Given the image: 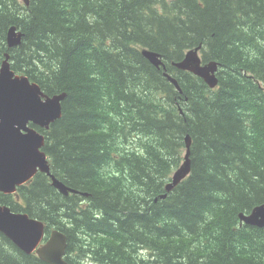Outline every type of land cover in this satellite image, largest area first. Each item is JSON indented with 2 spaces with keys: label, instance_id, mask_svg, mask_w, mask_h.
Here are the masks:
<instances>
[{
  "label": "trees",
  "instance_id": "trees-1",
  "mask_svg": "<svg viewBox=\"0 0 264 264\" xmlns=\"http://www.w3.org/2000/svg\"><path fill=\"white\" fill-rule=\"evenodd\" d=\"M196 48L219 64L215 89L173 65ZM6 53L67 93L44 150L89 197L39 175L28 206L0 204L64 232L68 264H264V228L240 220L264 204V0H0V64ZM188 135L191 173L167 193ZM0 264L48 263L0 233Z\"/></svg>",
  "mask_w": 264,
  "mask_h": 264
},
{
  "label": "water",
  "instance_id": "water-1",
  "mask_svg": "<svg viewBox=\"0 0 264 264\" xmlns=\"http://www.w3.org/2000/svg\"><path fill=\"white\" fill-rule=\"evenodd\" d=\"M24 2L29 5V0ZM22 37L23 34L17 27L10 28L9 49L19 46ZM199 50L200 48H196L189 51L185 60L174 63V66L179 70L191 71L203 78L211 88H215L219 83V64L204 63ZM145 56L156 67L162 66L159 54L145 52ZM10 58L11 55L7 53L0 67V191L13 194L18 187L25 185L40 172L46 174L51 179L52 186L63 195L67 196L70 192L79 193L68 188L52 173L49 157L44 150L46 136L29 126V123H33L49 131L63 116V103L67 93L46 94L40 85L32 82L27 75L17 74L12 68ZM163 69L166 71V67ZM169 80L181 90L175 79L169 76ZM186 142V162L175 171L172 181L166 187L167 192H172L179 186L191 171L188 159L191 148L189 135ZM240 219L247 225L263 228L264 204L255 207L249 215L240 214ZM0 233L27 254H36L49 264H68L65 260L67 235L53 230L48 241L43 242L46 224L27 213L14 212L9 206L0 204Z\"/></svg>",
  "mask_w": 264,
  "mask_h": 264
},
{
  "label": "bare ground",
  "instance_id": "bare-ground-1",
  "mask_svg": "<svg viewBox=\"0 0 264 264\" xmlns=\"http://www.w3.org/2000/svg\"><path fill=\"white\" fill-rule=\"evenodd\" d=\"M8 33H9V31H8ZM8 33H7V42H8ZM22 43V42H21ZM21 45V44H20ZM19 45V46H20ZM18 47V46H17ZM9 48V47H8ZM14 48H16V47H14ZM13 49V48H12ZM189 51H192V50H189ZM189 51H187L186 53H185V58H186V55H187V53L189 52ZM145 52H149V53H152V51H150L149 49H143L142 50V55L144 56V58H146L147 60H148V58L145 56ZM199 52H200V50H199ZM154 53V52H153ZM7 54V53H6ZM158 54V53H157ZM200 54V53H199ZM159 57H160V60L162 61V59H161V55L159 54ZM185 58H184V60H185ZM183 60V61H184ZM149 61V60H148ZM3 62V61H2ZM181 62V61H180ZM162 63H163V61H162ZM2 64V63H1ZM173 65H174V63H173ZM162 66L163 67H165L164 66V63L162 64ZM157 67V68H163V67ZM218 71H219V69H218ZM218 71H217V73H218ZM186 72H189V71H186ZM190 73H192L191 71H190ZM192 74H194V73H192ZM195 75V74H194ZM195 76H197V75H195ZM217 76H218V74H217ZM167 77V76H166ZM197 77H199V76H197ZM168 78V80H169V76L167 77ZM199 78H201V77H199ZM174 79V78H173ZM201 79H203V78H201ZM204 80V79H203ZM204 82H205V80H204ZM178 83V82H177ZM206 83V82H205ZM176 88H177V86L174 84V83H172ZM207 84V83H206ZM179 85V84H178ZM207 86L210 88V89H215V88H217L218 86H219V83H218V85L215 87V88H211L208 84H207ZM180 87V86H179ZM178 89V88H177ZM186 158H187V142H186V152H185V155H184V162H183V164L186 162ZM190 158V154H189V157H188V159ZM190 160V159H189ZM182 164V165H183ZM181 165V166H182ZM191 166V165H190ZM175 173V172H174ZM190 173H191V171H190ZM190 173H189V175H190ZM174 175V174H173ZM173 175H172V177H173ZM188 175V176H189ZM187 176V177H188ZM172 177H171V181H172ZM186 177V178H187ZM186 178H184L181 182H183ZM170 181V182H171ZM169 182V183H170ZM168 183V184H169ZM167 184V185H168ZM66 185V184H65ZM167 185H166V187H167ZM67 186V185H66ZM68 188H70V189H73V188H71V187H69V186H67ZM55 188V187H54ZM56 189V188H55ZM73 190H75V191H77V192H79V193H72V192H70L67 196H70L71 194H73V195H76V196H85V197H89V194H87V193H83V192H81V191H79V190H77V189H73ZM57 191L60 193V191L57 189ZM167 191V190H166ZM167 193H169V192H167ZM62 194V193H61ZM63 195V194H62ZM65 196V195H64ZM167 197V194H165V197H164V195H162L161 196V198L162 199H165ZM254 210V209H253ZM252 210V211H253ZM251 211V212H252ZM251 212L249 213V214H251ZM28 214V213H27ZM241 214H243V213H241ZM248 214V215H249ZM29 216H30V214H29ZM30 217H32V216H30ZM32 218H34V217H32ZM38 219V218H37ZM241 220V219H240ZM242 222V221H241ZM243 224H245L244 222H242ZM247 225V224H246ZM254 227H256V226H254ZM259 228V227H258ZM264 228V227H263ZM53 230H59V229H56V228H52L51 230H50V232L48 233V231H47V229H46V234H45V238H44V241L43 242H46V241H48V239L50 238V235H51V232L53 231ZM59 231H61V230H59ZM62 232V231H61ZM64 233V232H63ZM15 245V244H14ZM16 246V245H15ZM16 248L17 249H19L17 246H16ZM20 251H22L21 249H19ZM23 253H25L24 251H22ZM25 254H27V253H25ZM27 255H34V254H27ZM36 255V254H35ZM38 256V255H37ZM39 258V257H38ZM40 259V258H39ZM41 260V259H40ZM43 261V260H42ZM45 262V261H44ZM47 263V262H46ZM49 264V263H48Z\"/></svg>",
  "mask_w": 264,
  "mask_h": 264
},
{
  "label": "flooded vegetation",
  "instance_id": "flooded-vegetation-1",
  "mask_svg": "<svg viewBox=\"0 0 264 264\" xmlns=\"http://www.w3.org/2000/svg\"><path fill=\"white\" fill-rule=\"evenodd\" d=\"M22 34H23V32H22ZM29 126L30 127H36V130L37 131H39L40 133H43L42 132L43 131L42 128L34 125L33 123H29ZM39 175H45V174L39 172L32 180H30L29 182L25 183V185L18 187L17 188V191L15 193H13V194H4L3 192L0 191V198L5 197V196L6 197L8 196V197H10V199L12 200L13 203L20 204L22 207L28 206V202L25 199L24 195L22 194V190L23 189H26V188H29L30 186H32L33 182L35 183V181L37 180V178L39 177ZM44 179H46V178H44ZM1 205L9 206L12 209V207L10 206L11 205L10 203L9 204H1ZM21 212L26 213L24 210L21 211Z\"/></svg>",
  "mask_w": 264,
  "mask_h": 264
},
{
  "label": "rangeland",
  "instance_id": "rangeland-1",
  "mask_svg": "<svg viewBox=\"0 0 264 264\" xmlns=\"http://www.w3.org/2000/svg\"><path fill=\"white\" fill-rule=\"evenodd\" d=\"M20 2H21V3H23V1H22V0H20ZM6 44H7V46H8V42H7V39H6ZM0 67H1V64H0Z\"/></svg>",
  "mask_w": 264,
  "mask_h": 264
}]
</instances>
